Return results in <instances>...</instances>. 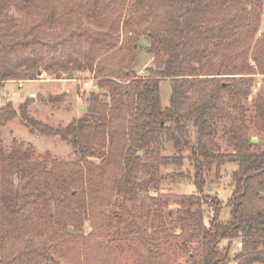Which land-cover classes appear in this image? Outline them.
I'll list each match as a JSON object with an SVG mask.
<instances>
[{"label":"trees","instance_id":"1","mask_svg":"<svg viewBox=\"0 0 264 264\" xmlns=\"http://www.w3.org/2000/svg\"><path fill=\"white\" fill-rule=\"evenodd\" d=\"M263 9L264 0H0V85L42 73L74 78V72L88 71L108 96L90 90L85 112L64 126L29 115L26 101L19 111L11 100L0 104V264H62L50 254L57 243L51 237L5 236L6 223L22 226L26 210L36 229L53 228L60 240L83 244L86 255L98 246L94 238L104 224L115 221L120 234L135 236L131 240L142 264H171L176 251L187 252L190 264H264V147L250 140L243 107L229 112L249 90L244 82L219 76L229 63L211 71L208 57L210 43L227 42L238 54L252 46V58L264 73V32L257 36ZM141 35L154 59L147 74L133 68ZM67 46L71 51H63ZM164 78L171 81L167 105L159 92ZM226 90L232 93L227 99ZM254 106L252 122L264 132V95ZM19 114L31 132L67 141L76 157L36 154L20 144L6 152L1 128ZM225 118L229 125L222 136L230 152H222L215 139L217 123ZM162 137L192 150L197 193L181 195L175 220L180 231L146 235L124 200L102 223L101 208L113 194L125 198L155 186L163 178L161 165L181 162L160 152ZM225 161H235L237 168L229 217L222 220L221 200L203 188L206 171ZM142 167L151 177L139 181ZM204 203L213 207L208 223ZM87 220L93 225L89 233ZM235 238L241 248L230 255ZM221 239H227L222 247Z\"/></svg>","mask_w":264,"mask_h":264},{"label":"rangeland","instance_id":"2","mask_svg":"<svg viewBox=\"0 0 264 264\" xmlns=\"http://www.w3.org/2000/svg\"><path fill=\"white\" fill-rule=\"evenodd\" d=\"M10 12L16 14L13 9ZM258 30L257 36L260 32H264V9L261 13ZM71 39L73 41L76 40L74 36ZM147 44L148 41L144 35H141L136 43V60L133 68L140 74H147V68L154 65L153 55L145 48ZM209 47L211 48V53L208 57L213 64L211 71L216 69L222 62L229 63L227 67L223 68V73L219 74V76L225 79L224 81H233L232 78H235L236 82H244L246 84L249 92L242 95L239 101H237L238 106L231 107L229 112L235 114L238 112L240 106L243 107V110H245L244 121L248 126L249 138L251 140L252 137H256L257 141L254 143L259 144L263 148L264 132L256 128L254 122H252V117L255 112V100L257 97L264 95V73L261 72V66L252 58V46L245 48L241 54L235 52L232 49L234 48L233 46L229 47L227 42L219 44L210 43ZM69 50L71 51L68 46L63 48V51ZM234 64L237 65L236 69L232 68ZM73 75L74 78H57L42 73L28 80L5 81L0 85V104L11 100L19 111V105L26 101V109L29 115L53 126H64L72 118L80 116L85 112L88 92L90 90H99L92 77V73L88 71H76ZM239 78L244 79L240 80ZM99 91L102 98L108 99L104 89ZM159 92L162 105H167L171 93V81L169 78L160 80ZM231 94L230 90H226L224 98H229ZM31 95L33 99H31ZM57 96L60 97L58 98ZM228 125L229 120L227 118L217 123L215 139L220 145L222 152L232 151V147L222 136L224 128ZM1 130L2 143L6 152L11 150L13 145L20 144L22 148L31 146L36 154H43L48 151L52 157L61 159L70 160L76 157L73 147L60 137L41 134L37 131L31 132L20 114L2 126ZM160 152L164 155L176 156V158L181 159V162L166 166L161 165L159 173L163 178L155 186L139 189L134 195L125 198L123 195L113 194L111 202L103 207L101 206V211H103L102 223H104V219L113 210L121 208L120 203L124 200L127 209L135 214L137 224L146 235L158 236L162 232L172 234L180 231V228L175 226V220L181 195L197 193V189L193 183L194 164L191 159L192 150L190 146L176 148L171 141L162 137ZM144 160L150 159L144 157ZM236 168L237 163L235 161H225L219 168H216V165L213 163L211 168L206 171V185L203 188V192L218 197L221 200L222 207L219 212V218L222 220L229 217L230 205L228 204V199L234 188L232 172ZM150 177L151 172L143 167L138 171L139 181ZM14 179L16 181V177ZM212 214V204L204 203L203 215L206 223H208ZM113 223L116 224L115 221ZM21 224L22 226L13 227L10 222L6 223L5 227L9 231L5 232V236L9 240L15 238L17 241L27 235H32L36 239L50 237L55 239L57 243L50 248V254L58 263L142 264L135 249L137 248L136 242L131 240L135 236L133 234H120V231L115 228L114 224H104L103 228L99 230V234L95 235L94 241L98 246L94 247L95 249L90 252L91 255L90 253L86 255L83 251V244L77 245L67 240H60V237L54 236L53 228L49 230L36 229L30 210H26L21 215ZM92 231L93 225L91 220H87L84 224V232L89 233ZM226 243L227 239H221L219 246L222 247ZM195 245L196 242L190 243L191 247ZM240 248L241 243L239 239H231L229 254L234 255ZM95 255L98 257L96 258ZM232 263H234V260H232ZM171 264H190L187 252L176 251L175 260Z\"/></svg>","mask_w":264,"mask_h":264},{"label":"water","instance_id":"3","mask_svg":"<svg viewBox=\"0 0 264 264\" xmlns=\"http://www.w3.org/2000/svg\"><path fill=\"white\" fill-rule=\"evenodd\" d=\"M31 99H33L32 95H31ZM251 141H252V142H256V141H257V138H256V137H252V138H251Z\"/></svg>","mask_w":264,"mask_h":264}]
</instances>
